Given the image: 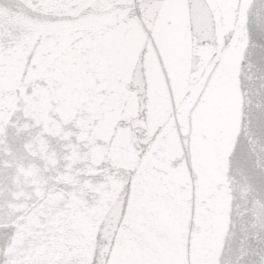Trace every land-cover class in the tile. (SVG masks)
Returning <instances> with one entry per match:
<instances>
[{"label":"snow or ice","instance_id":"snow-or-ice-1","mask_svg":"<svg viewBox=\"0 0 264 264\" xmlns=\"http://www.w3.org/2000/svg\"><path fill=\"white\" fill-rule=\"evenodd\" d=\"M0 264H264V0H0Z\"/></svg>","mask_w":264,"mask_h":264}]
</instances>
